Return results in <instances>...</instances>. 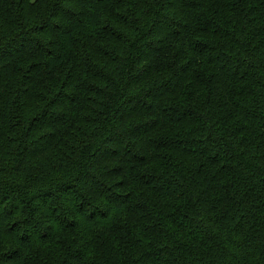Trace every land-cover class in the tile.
<instances>
[{"label":"trees","instance_id":"obj_1","mask_svg":"<svg viewBox=\"0 0 264 264\" xmlns=\"http://www.w3.org/2000/svg\"><path fill=\"white\" fill-rule=\"evenodd\" d=\"M0 264H264V0H0Z\"/></svg>","mask_w":264,"mask_h":264}]
</instances>
